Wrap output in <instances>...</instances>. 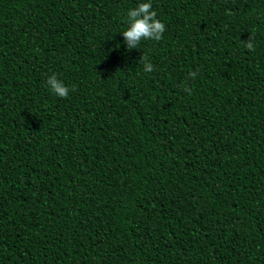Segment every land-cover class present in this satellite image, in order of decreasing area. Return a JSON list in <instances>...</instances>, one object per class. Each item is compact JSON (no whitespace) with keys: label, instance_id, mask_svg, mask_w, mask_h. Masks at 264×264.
Segmentation results:
<instances>
[{"label":"trees","instance_id":"obj_1","mask_svg":"<svg viewBox=\"0 0 264 264\" xmlns=\"http://www.w3.org/2000/svg\"><path fill=\"white\" fill-rule=\"evenodd\" d=\"M0 264H264V0H0Z\"/></svg>","mask_w":264,"mask_h":264},{"label":"clouds","instance_id":"obj_2","mask_svg":"<svg viewBox=\"0 0 264 264\" xmlns=\"http://www.w3.org/2000/svg\"><path fill=\"white\" fill-rule=\"evenodd\" d=\"M127 20L128 27L122 33L128 50L138 48L142 40H160L162 33L165 31L164 23L157 19V13L152 9L150 2H142L137 7L129 9L127 12ZM245 47L249 50H254L255 45L252 42L251 36L246 40ZM143 59L147 60V57L145 56ZM152 68L153 66L150 63H145V71L150 72ZM190 75L195 77L196 73L192 72ZM47 84L57 96H68V87L57 79L55 75L48 78ZM185 90L191 93L190 89L186 88Z\"/></svg>","mask_w":264,"mask_h":264}]
</instances>
